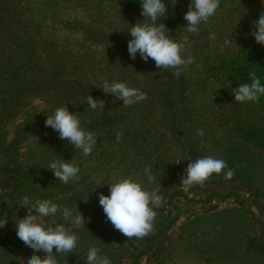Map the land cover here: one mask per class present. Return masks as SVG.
<instances>
[{
    "label": "rangeland",
    "instance_id": "rangeland-1",
    "mask_svg": "<svg viewBox=\"0 0 264 264\" xmlns=\"http://www.w3.org/2000/svg\"><path fill=\"white\" fill-rule=\"evenodd\" d=\"M36 1L42 5L47 1L45 7L55 13L45 19L53 42L76 56L75 62L69 58V64L96 88L95 98L106 104L102 111L90 109L86 100L73 107L97 126L93 130L97 144L87 157L69 142L63 144L58 133L54 137L31 133L21 140L16 162L0 152V235L22 242L16 221L26 215L20 204L27 195L32 201L51 199L74 215L79 210L85 218V226L79 227L64 221L60 213L48 218V223L72 227L79 237L75 252L57 254L60 264H86L93 244L111 264H132L136 257L137 264H264L256 251L264 242V148L243 140L232 129L236 115L244 125L264 128V111L248 102H235L234 88L212 76L218 56L254 37L253 22L264 12V0H221L216 14L202 22L195 35L186 31L184 20L190 0L168 4L171 8L161 22L170 36L185 44L182 55L194 58L179 76L173 74L175 69H158L151 59L144 62L139 53L135 59L129 56L127 30L143 19L141 7L126 9L121 0ZM210 31L219 38L209 39ZM225 39L231 44L224 45ZM103 79L126 82L147 98L124 106L99 88ZM13 127L8 126L7 141L13 137ZM198 129H203V136ZM117 132L122 133L119 142ZM230 153L237 155L248 182L226 179L221 172L213 173L203 185H181L189 160L208 155L223 159ZM55 159L75 162L79 179L67 184L57 181L47 168ZM178 159L182 161L177 164ZM145 167L152 169L155 184L148 183ZM127 174L142 179L148 188H159L163 197L161 207L154 209L157 233L149 244L146 238L153 232L128 240L107 220L99 204V194L109 193L107 183ZM32 255L33 249L25 244L10 250L0 242V264H27Z\"/></svg>",
    "mask_w": 264,
    "mask_h": 264
},
{
    "label": "clouds",
    "instance_id": "clouds-1",
    "mask_svg": "<svg viewBox=\"0 0 264 264\" xmlns=\"http://www.w3.org/2000/svg\"><path fill=\"white\" fill-rule=\"evenodd\" d=\"M175 5L176 0H168ZM221 0H190L188 10L184 14L186 31L198 34L201 23H206L213 17ZM143 19L136 22L127 30L131 36L128 40L127 50L129 56L135 59L139 53L144 62L149 59L155 62L158 69H175L173 73L179 76L181 70H186L194 63L191 55H182L185 48L183 42H178L168 33L170 29L162 23L166 17L168 6L165 0H140ZM159 21V23L157 22ZM254 30L251 35L255 41L264 45V12L253 22ZM216 32H209V39H218ZM230 39H225L223 44L230 45ZM251 83L240 84L232 89L235 102H256L264 95V84L255 71L249 73ZM99 88L107 94H112L116 100H122L124 106H130L145 100L146 93L138 88L129 86L126 82L107 79L101 81ZM86 103L92 110H104L106 101L87 95ZM45 126L54 129L61 140H67L75 149L82 151L85 157L89 156L97 144V135L81 126V121L76 113H73L64 105L57 107L53 114L47 115ZM197 134L204 135L203 129H198ZM122 133L117 132L119 142ZM182 160H176L180 163ZM47 168L51 170L57 181L67 184L70 180H78L80 168L70 160L55 159ZM227 169V171H224ZM224 172L226 179H231L233 170L227 167L223 159L211 155L195 160H189L184 173L181 176V185H203L213 173ZM144 175L149 184H155V176L150 167H145ZM108 184L109 193L99 194V204L107 220L122 235L129 239L143 238L154 232V220L157 209L163 203V197L159 194V188H148L142 179H137L133 174L117 177ZM20 206L26 208V215L16 221L17 237L28 247L33 249V255L28 258L27 264H60L57 254L75 252L79 240L72 227L62 222L48 223V218L57 213L62 215L64 221L71 226H85V218L78 210V214L67 206L61 207L51 199L30 200L27 195L22 198ZM3 226V225H0ZM55 249V251H54ZM43 252L44 255L36 253ZM86 264H111L107 255L101 253L96 245H90L87 251Z\"/></svg>",
    "mask_w": 264,
    "mask_h": 264
},
{
    "label": "trees",
    "instance_id": "trees-1",
    "mask_svg": "<svg viewBox=\"0 0 264 264\" xmlns=\"http://www.w3.org/2000/svg\"><path fill=\"white\" fill-rule=\"evenodd\" d=\"M121 2L124 8L133 11L141 7L140 0ZM46 3L42 5L36 0H0V152L15 162L21 140L31 133L55 136L57 132L46 127L45 120L57 107L66 105L71 112L76 113L83 128L92 132L97 128L96 124L83 119L82 112L73 110L74 105L81 104L87 95L95 98L98 92L82 73L69 64V58L73 60L76 56L53 42L55 39L48 32L45 19L55 13H52L50 6L45 7ZM165 3L167 6L170 4L167 0ZM213 65L212 76L228 87L235 89L240 84L251 83L249 73L252 71L264 84V45L257 43L254 37H249L237 43L228 54L218 56ZM248 104L264 111V95ZM236 116L237 121L232 129L243 140L264 148V128L244 125ZM9 125L14 126V132L7 141ZM67 142L63 140V144ZM223 160L233 170V178L248 182L249 176L239 166L235 153L226 155ZM212 197V194L209 195L207 200ZM0 209L1 214L3 206ZM156 233L146 238L147 244ZM0 242L10 250H17L24 244L1 235ZM256 251L264 258V242L257 246ZM132 264H137V257Z\"/></svg>",
    "mask_w": 264,
    "mask_h": 264
}]
</instances>
